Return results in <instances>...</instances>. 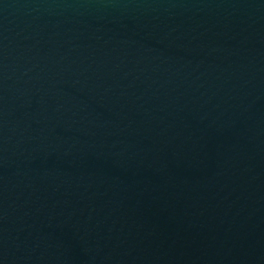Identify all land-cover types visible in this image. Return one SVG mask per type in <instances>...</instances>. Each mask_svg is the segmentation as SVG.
Masks as SVG:
<instances>
[{
  "label": "water",
  "instance_id": "1",
  "mask_svg": "<svg viewBox=\"0 0 264 264\" xmlns=\"http://www.w3.org/2000/svg\"><path fill=\"white\" fill-rule=\"evenodd\" d=\"M0 264H264V0H0Z\"/></svg>",
  "mask_w": 264,
  "mask_h": 264
}]
</instances>
